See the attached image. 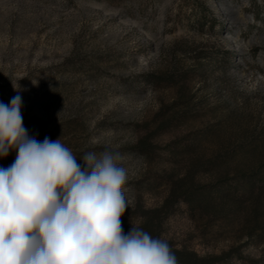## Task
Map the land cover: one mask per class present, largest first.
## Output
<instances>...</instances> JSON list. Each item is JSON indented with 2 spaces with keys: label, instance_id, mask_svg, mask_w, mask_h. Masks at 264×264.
I'll return each mask as SVG.
<instances>
[{
  "label": "rangeland",
  "instance_id": "obj_1",
  "mask_svg": "<svg viewBox=\"0 0 264 264\" xmlns=\"http://www.w3.org/2000/svg\"><path fill=\"white\" fill-rule=\"evenodd\" d=\"M18 93L30 137L60 138L80 164L89 151L123 156L122 224L196 165L201 184L264 181V0H0V102ZM247 211L180 203L163 237L230 253L222 264H264Z\"/></svg>",
  "mask_w": 264,
  "mask_h": 264
},
{
  "label": "clouds",
  "instance_id": "obj_2",
  "mask_svg": "<svg viewBox=\"0 0 264 264\" xmlns=\"http://www.w3.org/2000/svg\"><path fill=\"white\" fill-rule=\"evenodd\" d=\"M15 88V86H14ZM22 97L0 102V264H178L169 243L121 217L128 169L119 152H86L77 162L61 139L30 137Z\"/></svg>",
  "mask_w": 264,
  "mask_h": 264
},
{
  "label": "trees",
  "instance_id": "obj_3",
  "mask_svg": "<svg viewBox=\"0 0 264 264\" xmlns=\"http://www.w3.org/2000/svg\"><path fill=\"white\" fill-rule=\"evenodd\" d=\"M257 150L259 147L253 149ZM198 168L196 165L183 177L168 180V196L160 206L147 208L139 203L134 212L138 223L122 224L124 233L127 234L135 225L149 232L154 238L166 240L163 237L165 223L176 211L177 206L184 203L196 213L211 217L227 216L232 209L242 212L248 210V216L257 227L250 232L257 230V236L264 237V181L260 178L262 173L239 175L234 183L220 179L215 183L201 184L196 176ZM253 236L252 234L251 237ZM166 241L175 253L178 264H222L231 255L227 253L220 256H199L190 249L178 248L172 241Z\"/></svg>",
  "mask_w": 264,
  "mask_h": 264
}]
</instances>
